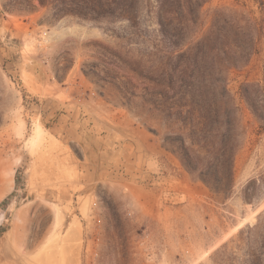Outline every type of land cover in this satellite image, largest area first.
Returning <instances> with one entry per match:
<instances>
[{
	"label": "rangeland",
	"instance_id": "374dc122",
	"mask_svg": "<svg viewBox=\"0 0 264 264\" xmlns=\"http://www.w3.org/2000/svg\"><path fill=\"white\" fill-rule=\"evenodd\" d=\"M26 3L0 0V264H264V0Z\"/></svg>",
	"mask_w": 264,
	"mask_h": 264
},
{
	"label": "trees",
	"instance_id": "16d2710c",
	"mask_svg": "<svg viewBox=\"0 0 264 264\" xmlns=\"http://www.w3.org/2000/svg\"><path fill=\"white\" fill-rule=\"evenodd\" d=\"M26 2L28 8H25H27L28 13L34 12L36 8L39 7H48L50 9L52 8V11H55L54 16L56 17V19H60L68 15L92 21H99L100 19H125L129 21L132 25L134 23V20L136 19V0H26ZM35 2L37 4H35ZM235 32V34L238 36L250 35V33L248 32V28L241 27L239 21H237L235 25ZM161 37L162 40L165 41L166 39H168L169 33L162 31ZM236 54L237 52H234L233 55L235 56ZM226 55L228 56L227 53ZM179 73L180 75L178 76V79L179 81H183V75L187 74V69L182 71L180 70ZM249 87L250 86L247 85L243 88L242 96L250 104V106H252V108H255L253 101L254 99L249 94ZM221 90L222 109L223 107H225V110H227L231 104V112L229 113V117L233 119L231 123L233 124V131L236 134L240 123L236 117V109L234 110V108H232L234 98H232L230 93H228L227 91L226 81L222 82ZM253 111L256 115H258L261 120H264V116L262 114H259V112L255 109H253ZM236 137L238 138V136ZM240 147V143L236 141V143H234L229 149L232 161L231 170H233L234 168L235 157ZM219 152L221 153V162L220 165L217 166L216 171L218 174H221L223 173V169L225 168L226 163L224 157L228 152V149H226V145L221 143ZM262 244L264 245V240ZM251 257L254 256L252 255Z\"/></svg>",
	"mask_w": 264,
	"mask_h": 264
}]
</instances>
